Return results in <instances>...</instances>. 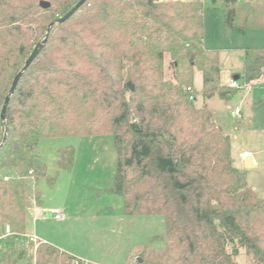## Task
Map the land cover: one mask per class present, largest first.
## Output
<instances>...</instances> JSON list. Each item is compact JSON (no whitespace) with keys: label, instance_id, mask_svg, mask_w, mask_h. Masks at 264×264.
<instances>
[{"label":"trees","instance_id":"obj_1","mask_svg":"<svg viewBox=\"0 0 264 264\" xmlns=\"http://www.w3.org/2000/svg\"><path fill=\"white\" fill-rule=\"evenodd\" d=\"M79 2L0 0V237L6 227L27 233V180L47 171L36 154L42 139L111 134L118 157L111 191L123 198L125 215L166 223L165 235L155 237L164 250L145 247L140 264H238L239 248L264 264V198L235 167L230 136L187 93L192 88L196 97L199 72L206 101L234 95L220 86V51L204 44L203 0H87L51 28L2 120L15 77L50 24ZM221 6L226 33L264 31L263 0ZM262 78L264 47L245 49L239 82ZM73 161L67 148L58 166L70 170ZM77 260L47 243L36 250L35 264ZM5 264H15L11 251Z\"/></svg>","mask_w":264,"mask_h":264},{"label":"rangeland","instance_id":"obj_2","mask_svg":"<svg viewBox=\"0 0 264 264\" xmlns=\"http://www.w3.org/2000/svg\"><path fill=\"white\" fill-rule=\"evenodd\" d=\"M203 2L204 44L208 49L220 51V64L227 80L232 73H242L245 49L264 47V31L239 34L234 29L226 33L221 0ZM165 63L170 78L169 57ZM195 76L196 107L206 106L213 121L230 136L235 167L246 174L248 187L264 198V86L236 90L228 101L219 96L206 101L202 96V75L196 72ZM261 82L264 83V78ZM237 108L242 111V119L232 115ZM240 123L246 127L240 128ZM67 148L74 149L70 170L58 166L60 154ZM246 153L257 159L255 168H242L241 159ZM36 154L47 171L36 182L32 178L27 180V233L5 235L4 231L5 236L0 237V264H5L8 251H12L15 264H35L36 250L42 242L38 245L32 242L33 234L88 264H140L145 247L164 250V242L155 241V237L165 235V220L159 216H126L123 198L111 191L118 159L113 135L44 138ZM57 212H62L64 219L56 220ZM22 252L24 258H20ZM236 262L259 264L244 248H239Z\"/></svg>","mask_w":264,"mask_h":264},{"label":"water","instance_id":"obj_3","mask_svg":"<svg viewBox=\"0 0 264 264\" xmlns=\"http://www.w3.org/2000/svg\"><path fill=\"white\" fill-rule=\"evenodd\" d=\"M87 0H80V2L72 9L70 10L65 16L55 20L54 22H52L48 28V33L46 35V39L42 42L37 44L36 48L34 49L33 53L31 54V56L28 58V60L25 63L24 68L22 69V71L17 74V76L15 77L11 90L9 92V95L6 97L5 99V103H4V107L2 110V115L1 118L2 120L5 122L6 121V112L8 109V105L10 102V98L13 95V93L15 92L18 83L22 77V75L24 74V72L31 66V64L33 63V61L37 58V56L39 55V53L43 50L44 46L47 43V39H48V35L49 32L51 31V28L55 25V24H63L66 21H68L86 2ZM40 7L44 10L49 9L51 7V4L47 1H41L40 2ZM128 87L130 88V90L133 92L134 91V86L129 83ZM241 128H244L245 125L244 124H240ZM255 167V164L253 163L252 157L251 156H247V158L245 159V168L246 169H253Z\"/></svg>","mask_w":264,"mask_h":264},{"label":"crops","instance_id":"obj_4","mask_svg":"<svg viewBox=\"0 0 264 264\" xmlns=\"http://www.w3.org/2000/svg\"><path fill=\"white\" fill-rule=\"evenodd\" d=\"M221 59V58H220ZM240 74H241V72H239L238 74H234V73H232L231 74V77H230V79H225V76H224V74H223V71H222V68H221V78H220V86H222V87H231V84L234 82V81H236V82H238L240 85H242L240 82H239V79H240ZM196 75V74H195ZM195 79H196V76H195ZM256 83V84H255ZM255 83H253V84H251V85H245L246 87H243V88H239V89H236V88H232L234 91H236V90H240V89H255V87H254V85H259L260 87H262V86H264V83L263 82H261V80H259V81H257V82H255ZM229 84V85H228ZM195 88H196V86H195ZM220 98V97H219ZM221 99V98H220ZM238 109V108H237ZM240 109V108H239ZM236 110V109H235ZM235 110H233L232 111V115L234 116V111ZM234 117H236V116H234ZM237 118V117H236ZM243 118V114H242V111H241V118H237V119H242ZM240 124H243V123H240ZM239 124V125H240ZM219 125V124H218ZM245 125V124H244ZM245 127H246V125H245ZM244 127V128H245ZM241 128V127H240ZM247 156H251L252 157V160H253V163L255 164V167H256V165H258V162H257V159L255 158V156L252 154V153H246V154H244V156H243V158L241 159V166H242V168L244 169V166H245V159L247 158ZM254 167V168H255ZM56 214V213H55ZM64 215V214H63ZM54 218H55V215H54ZM56 219V218H55ZM63 219H64V217H63ZM56 220H58V219H56ZM59 220H61V219H59ZM5 235H7V234H5ZM5 235H3V236H5ZM11 235H13V234H11ZM2 236V237H3ZM32 237H35L34 236V234L32 235ZM38 239V238H37ZM30 240H31V238H30ZM39 241H41L42 243H47V244H49L48 242H46L45 240H42V239H38ZM50 245H52V244H50ZM54 246V245H53ZM61 250V249H60ZM63 251V250H62ZM32 252L34 253V251L32 250ZM11 253H12V251H11ZM70 254V253H69ZM23 255V256H22ZM71 255V254H70ZM24 256H25V253L23 254V252L21 253V255H20V258H24ZM73 256V255H72ZM13 260V259H12ZM28 264V263H27Z\"/></svg>","mask_w":264,"mask_h":264},{"label":"built area","instance_id":"obj_5","mask_svg":"<svg viewBox=\"0 0 264 264\" xmlns=\"http://www.w3.org/2000/svg\"><path fill=\"white\" fill-rule=\"evenodd\" d=\"M243 87H246L245 85H240L239 83H237V82H233L232 84H231V88H236V89H239V88H243ZM187 93H188V96H189V99H190V101H194V100H196V97L194 96V89H192V88H188V90H187ZM234 116H236L237 118H241V110L238 108V109H236L235 111H234ZM30 174H32L31 172H30ZM63 217H64V215H63V213L62 212H57L56 214H55V218L56 219H63ZM5 234H7V235H11L12 233H11V230H10V228L9 227H6L5 228ZM31 241L32 242H34V243H36L37 245H38V242H39V240L36 238V237H32L31 238ZM73 264H88V262H84V261H74L73 262Z\"/></svg>","mask_w":264,"mask_h":264}]
</instances>
